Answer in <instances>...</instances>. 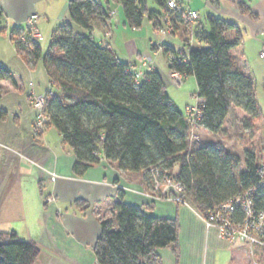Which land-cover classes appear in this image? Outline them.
<instances>
[{
    "label": "trees",
    "instance_id": "1",
    "mask_svg": "<svg viewBox=\"0 0 264 264\" xmlns=\"http://www.w3.org/2000/svg\"><path fill=\"white\" fill-rule=\"evenodd\" d=\"M153 1L159 10L150 9L148 0H68L70 22L56 27L45 52L31 38L28 26H14L9 35L23 60L32 66L42 61L45 67L53 92H46V126L54 127L72 149L75 175L82 176L106 160L122 173L140 176L145 193H150L158 172L181 183L186 189L183 202L203 215L257 186L259 161L252 150L247 149L242 160L221 142L193 148L191 133L194 127L219 133L234 107L247 113L245 126L253 128L261 117L256 84L232 54L243 43L235 22L208 15L205 31L201 17L193 24L184 23L185 12L179 7L170 13L167 0ZM111 3L121 6L131 29H140L145 19L156 31L170 21L173 34L177 22L184 25L180 36L184 50L164 43L162 51L170 70L195 78L196 97L201 99L198 115L177 107L157 71L136 80L129 64L96 41L94 25L108 19ZM7 31L0 9V38ZM231 31L235 36L228 40ZM0 81L16 85L14 73L1 64ZM8 117L0 108V121ZM242 162L245 168L239 171ZM124 194L119 189L111 218L100 217L101 235L93 247L97 262L162 264L158 251L168 247L178 257V219L148 215L142 207L125 203ZM39 255L35 242L0 233V264H34Z\"/></svg>",
    "mask_w": 264,
    "mask_h": 264
},
{
    "label": "crops",
    "instance_id": "2",
    "mask_svg": "<svg viewBox=\"0 0 264 264\" xmlns=\"http://www.w3.org/2000/svg\"><path fill=\"white\" fill-rule=\"evenodd\" d=\"M178 1L181 11L199 12L205 31L208 15L239 26L243 43L232 51L237 63L257 57L264 39V0ZM0 9L8 30L0 38V64L16 78V85L0 81V108L9 114L7 120L0 121V233H14L19 240L35 242L40 255L34 264H99L93 247L101 235L100 217H104L103 208H112L119 200V189H123L125 203L142 207L151 216L178 219L179 256L172 248L160 249L162 264H233L232 246L220 238L216 228H207L190 205L151 199L140 176L122 173L106 160L82 176L74 174L75 156L58 131L53 132L52 126L42 131L35 128L36 112L29 93L45 94L50 89L45 67L42 61L32 66L23 60L9 35L12 27L25 28L30 16L37 14V29L43 37L39 43L47 51L53 31L70 20L68 1L0 0ZM117 13L95 23L96 41L109 46L142 76L157 71L167 87L169 58L163 52H153L154 33H158L154 26V33L146 32L138 44L137 34H132L137 29H131L125 20L123 26H113ZM183 31L184 25L177 22L176 33L166 44L182 51ZM45 32L48 41L42 45ZM234 36L232 31L226 35L228 40ZM145 54L153 57L152 70L142 62Z\"/></svg>",
    "mask_w": 264,
    "mask_h": 264
},
{
    "label": "built area",
    "instance_id": "3",
    "mask_svg": "<svg viewBox=\"0 0 264 264\" xmlns=\"http://www.w3.org/2000/svg\"><path fill=\"white\" fill-rule=\"evenodd\" d=\"M178 7V0H167V10L170 13ZM200 17L199 12L190 10L185 12L183 20L184 23L193 24L199 21ZM38 20L39 15L30 16L27 26L31 30V38L40 41L43 37L37 29ZM165 26V28H160L159 32L169 41L172 37V32L169 28V26L171 27L170 21ZM160 42L162 43L157 46L162 48L164 40L162 39ZM261 57H264V50L261 52ZM146 61L149 64L144 63V66L148 64L152 68V58L146 57ZM141 77L142 73L136 72V80H140ZM168 77L171 85L175 87H180L187 79V76L173 70H169ZM48 92L50 95L53 94L52 90H48ZM29 97L36 112L37 125L47 123L49 117L46 113V93L36 94L31 91ZM199 102H201V99L197 98V103ZM190 112L198 115V107L193 106ZM257 176V186H252L245 192L239 193L232 199L222 203L213 212L203 215L199 214L207 228H216L220 238L232 246L233 264H259L260 262L264 264V160H261L258 164ZM185 193L186 189L181 183L168 176L162 177L156 172L154 173L153 190L146 194L151 199L165 198L176 204H184L183 197ZM185 205L188 204L185 203Z\"/></svg>",
    "mask_w": 264,
    "mask_h": 264
},
{
    "label": "rangeland",
    "instance_id": "4",
    "mask_svg": "<svg viewBox=\"0 0 264 264\" xmlns=\"http://www.w3.org/2000/svg\"><path fill=\"white\" fill-rule=\"evenodd\" d=\"M63 1V0H61ZM59 0V2H61ZM68 1V0H67ZM148 7L152 10H158V5L153 0H148ZM115 11H118L116 19L113 20V26H123L124 22V15L123 10L120 5H114L111 3V11L109 12V16L115 15ZM70 22V20H69ZM75 26V25H74ZM143 26L147 27L149 26V29L146 30L145 28H141V30L137 29L136 31H132V34H137V42L138 44L142 43L143 36L148 32L149 30L152 31V24L148 19H145ZM163 26H165L163 24ZM165 28V27H164ZM76 31L82 32L83 30L77 26H75ZM118 29L116 28V31ZM131 32V29H127ZM156 31V30H155ZM156 35V39L154 41V51L153 52H163L161 47L157 46L162 39L164 40V43H168V39L165 38L162 33L159 31ZM44 39L41 41L42 45H45L48 41V36L46 32L44 33ZM50 41L48 42L49 45ZM262 44L259 48V54L255 58L249 57V60H241V62L237 63L238 67L242 71H247L248 74L253 78L255 84H256V100L258 103V106L261 111V117L260 119L255 121V125L253 128H248L245 126V121L247 120V113L244 112L242 109L234 107L232 112L228 115L226 118L222 130L217 133H211L208 130L204 128H195L193 129L191 133V143L194 147H197L199 145L208 144V143H216L221 142L222 145L232 152L233 154L238 155L242 160L244 159V154L247 149L252 150L256 157L258 158L259 163L261 160H264V58H261L259 56L261 51L264 50V42L262 41ZM255 47H251V50ZM146 57H151L153 61V57L151 54H145L142 57V62L148 63L146 61ZM149 64V63H148ZM146 64V67L148 66V69L150 68L149 65ZM153 64V62L151 63ZM150 68L149 70H152ZM136 72H139L137 70ZM143 75V74H142ZM167 91L169 95L172 97V99L175 101L177 107L182 112H190L192 107L197 105V82L193 76H190L186 79L185 83L183 85H180V87H175L171 85V82L168 77V84H167ZM30 102L32 100L30 99ZM32 105V103H31ZM33 108V106H32ZM35 111V110H34ZM46 123L43 125H37L36 123V117H35V128L38 131H42L45 129ZM53 132L57 133V130L53 128ZM69 148V146H68ZM245 165L244 162L241 163L239 171L244 170ZM152 191V190H151ZM111 209L112 208H103V215L105 218H111ZM259 264H263V262H260Z\"/></svg>",
    "mask_w": 264,
    "mask_h": 264
}]
</instances>
